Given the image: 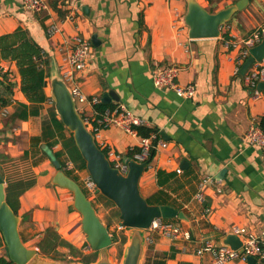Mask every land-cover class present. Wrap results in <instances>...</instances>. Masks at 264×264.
Instances as JSON below:
<instances>
[{"label":"crops","instance_id":"1","mask_svg":"<svg viewBox=\"0 0 264 264\" xmlns=\"http://www.w3.org/2000/svg\"><path fill=\"white\" fill-rule=\"evenodd\" d=\"M46 1V11L32 13L22 7V0H0V37L18 28L25 30L47 54L50 71L54 67L58 70L62 57L72 47L73 36L81 34L91 42V50L85 69L75 75L71 85H77L86 97L124 104L144 120V127L155 130L167 142L165 148L154 151L139 178V189L146 200H164L182 211L186 219L168 220L189 229L191 238L170 240L157 230H145L150 239L145 243V264L160 259L164 264H211L210 255H197L196 248L205 242L217 244L232 225L256 233L264 229V160L260 148L245 138L249 125L264 115V90L256 95L257 85L252 86L244 77L247 71L244 75L238 72L241 41L251 30L264 25V0H249L221 26L220 37L195 39L188 37L183 21L186 0ZM198 1L215 12L238 0ZM51 24L57 31L49 35ZM223 33L235 46L224 44ZM93 35L96 44L92 43ZM165 64L179 68V84L194 85L192 98L153 86L154 68ZM256 65L264 66V60ZM1 73L7 74L12 87L11 93L4 92V83L0 82V96L8 102L0 104V156L7 158L2 161L0 157V175L5 186L7 180L30 174L35 178L34 184L19 196L16 215L25 231L20 230L32 232L39 240L47 228H53L77 250L72 254L61 247V253L66 255L67 250L69 258L89 255L94 251L85 240L81 214L72 206V193L52 182L58 167L50 152L61 150L62 145L51 122L54 103L49 75L44 87L46 99L30 103L20 89L15 63L0 57ZM109 91L114 98L103 101V94ZM76 105L85 119L96 120L95 107L88 102ZM64 134L69 135L67 129ZM95 139L100 147L108 149V155L112 153L109 159L117 162L138 147L140 136L109 126L100 129ZM24 152L27 157L19 160ZM60 160L68 161L65 156ZM17 162L23 163L24 169H18ZM67 170L78 183L87 172ZM158 170L164 172L159 178L161 184ZM206 176L214 179L200 202L195 194L199 181ZM91 201L100 217L97 208H107L105 212L110 211L116 223L120 222L116 207L100 193L92 195ZM205 208L209 209L206 215ZM3 246L4 240L0 249ZM170 248L172 256L161 257ZM34 249L39 253L38 247ZM256 260V264H264V260ZM226 264L244 263L233 260Z\"/></svg>","mask_w":264,"mask_h":264},{"label":"water","instance_id":"2","mask_svg":"<svg viewBox=\"0 0 264 264\" xmlns=\"http://www.w3.org/2000/svg\"><path fill=\"white\" fill-rule=\"evenodd\" d=\"M249 0H238L215 12H209L198 0H186L187 10L183 21L188 28L189 38H218L221 26L233 14L246 6ZM96 36L92 43L96 44ZM264 60V38L249 48V55L240 65L238 72L244 75L254 62ZM50 94L55 112L63 126L72 134L74 144L85 162L86 170L102 196L112 201L119 211L118 219L128 228L126 244L121 264H141L145 251L146 234L152 222L157 219L178 217L186 219L182 211L167 204H151L142 196L139 178L148 167V160L139 162L132 157H124L127 170L123 173L111 164L108 156L98 146L95 135L88 128L83 114L78 110L75 98L59 71L54 67L49 71ZM257 90H264V81L257 83ZM114 98L112 91L103 94L102 100ZM53 184L68 189L73 195V208L81 214V228L91 250L97 252V260L90 263L69 264H112L107 247L112 243V236L97 214L90 198L81 186L62 169H57ZM20 218L6 202L5 182L0 175V232L9 258L15 264H60L54 259L38 254L37 250L26 246L19 233ZM242 242L240 236L229 232L216 245H225L238 249ZM248 264H256V258L247 257Z\"/></svg>","mask_w":264,"mask_h":264},{"label":"built area","instance_id":"3","mask_svg":"<svg viewBox=\"0 0 264 264\" xmlns=\"http://www.w3.org/2000/svg\"><path fill=\"white\" fill-rule=\"evenodd\" d=\"M22 7L32 13H40L46 11L49 6L46 0H22ZM56 31L57 27L54 24L49 25V35L54 34ZM262 38H264V25H260L251 30L248 36L241 41L240 62H243L249 55V48L257 44ZM72 43L70 50L62 57V62L60 65L58 64V71L67 86L70 88L76 104L88 102L95 107V105L100 102L99 98L96 96L86 97L81 93L77 85H71L75 75L84 70L87 65L91 50V42L81 34H75L72 38ZM224 44L229 47L231 45L235 46L229 38L224 39ZM250 67L244 77L248 83L256 87L259 81H264V66H257L256 62H254ZM178 71L179 68L174 64L156 66L151 75L153 86L165 91L171 90L177 96L182 98H192L195 94L194 85L179 84L176 81ZM255 94L259 95L257 87L255 89ZM1 108L2 105H0V109ZM94 111L97 114L95 121L85 119L86 125L94 135H96L100 129L109 126H115L128 132H136L135 128L143 126L144 124V120L133 114L124 104H115L113 107L105 108L102 111H97L96 109H94ZM245 138L249 144L260 148L264 160V132L260 129L257 122H252L249 125ZM166 146L167 142L164 141L158 133L151 132L147 137H140L139 145L137 147L138 150L134 152L132 158L139 162L146 161L149 158L151 150L155 151L158 148H165ZM109 155H112V153H109ZM113 162L115 163L114 166L118 167L123 173L126 172L127 165L123 162V159H118L117 162ZM65 164L67 168L73 167L70 161H67ZM177 171L180 172L179 169H177ZM213 179L214 178L211 176H206L199 181L195 198L200 202L204 201V190ZM84 185L91 194L97 192L96 186L89 174H87ZM208 212L209 209L205 208L204 214L206 215ZM115 225L114 230L116 232L127 229L121 224V222H118ZM149 229L157 230L170 240H177L179 238L189 240L191 238L189 229L183 228L180 223L168 219L154 220ZM229 232L240 236L242 244L238 249H231L225 245L217 246L212 242H205L203 245L196 248L195 253L197 255L208 253L211 257V264H226L233 260L248 264L247 257L249 256L255 258L258 257L261 260H264V229L256 233L250 231L245 226L232 225ZM149 240V237L146 235V242Z\"/></svg>","mask_w":264,"mask_h":264},{"label":"trees","instance_id":"4","mask_svg":"<svg viewBox=\"0 0 264 264\" xmlns=\"http://www.w3.org/2000/svg\"><path fill=\"white\" fill-rule=\"evenodd\" d=\"M209 3L212 0H207ZM213 12L214 9L211 8L209 10ZM224 39H227V35L225 33L222 34ZM0 57L5 60L13 61L16 65L18 73L20 75V89L27 98L30 103H38L42 100L46 99V95L44 93V87L47 84V77L49 75V67L50 60L48 59L47 54L44 52L43 48H41L37 43L31 40L26 31L18 28L17 30L4 34L0 37ZM0 82L4 83L3 90L4 92L11 93L12 84L7 81V74H0ZM0 83V84H1ZM6 98L0 96V104H7ZM22 107H25L26 104H21ZM113 107L110 103H104L100 101L95 105V109L97 111H102L105 108ZM21 117H25L22 115ZM57 114L55 112L54 104L51 114V122L55 128V131L58 134V137L61 140L62 149L55 152H50V158L54 162V164L59 168L65 171V173L69 176L71 175L70 171L67 170L65 161H61L60 157L65 156L66 161H70L73 165L72 169L75 168L79 171L86 170L85 162L82 159L79 151L77 150L72 134L68 131V136H65L64 130L66 129L60 119L56 118ZM84 117V116H83ZM257 124L260 129L264 132V115L260 116L257 120ZM136 133L140 137H147L151 132H156L155 130L146 128L144 126H139L135 128ZM157 133V132H156ZM98 144V143H97ZM99 146V145H98ZM49 147V146H48ZM100 147V146H99ZM102 151L108 156V149L100 147ZM138 149H131L127 155L129 157H133V154ZM154 155V150L150 151L148 163L152 160ZM1 160L5 161L7 158L4 155H1ZM27 157V153H23L19 160H23ZM111 164L114 166L115 163L111 161ZM162 170L157 171L158 183H162L159 181V178L163 175ZM172 176V174H167ZM75 180V179H74ZM35 182V178L32 174L26 177H19L12 180L6 181L5 193H6V202L17 214V208L19 205V196L28 188H30ZM81 186V185H80ZM84 193L89 196V193L81 186ZM107 199V198H106ZM108 200V199H107ZM112 205L113 202L108 200ZM148 203H156V204H166L167 202L164 200H158L156 198L155 201H148ZM93 204V203H92ZM94 206V205H93ZM115 206V205H114ZM117 209V208H116ZM119 211L117 209L116 216L118 217ZM108 228V225H107ZM112 242H116L118 240L117 233L113 231ZM121 242H126V236L123 235L121 237ZM3 243V237L0 232V245ZM36 246L39 249V253L50 259L59 260L57 256L60 255V251L58 250L61 247L67 248L69 253L75 254L77 251L72 245L63 240L57 232L53 228H47L41 235L40 239L36 243ZM173 249L170 248L169 252L162 253L161 257H171ZM62 255H65L62 254ZM97 258V252L94 251L89 255H82V261L84 263H90L95 261ZM0 264H15L8 256V254H0ZM155 264H164L163 260H156Z\"/></svg>","mask_w":264,"mask_h":264},{"label":"rangeland","instance_id":"5","mask_svg":"<svg viewBox=\"0 0 264 264\" xmlns=\"http://www.w3.org/2000/svg\"><path fill=\"white\" fill-rule=\"evenodd\" d=\"M17 168L19 169H24V164L23 163H19L17 162ZM87 174L88 172H84V175L82 176V179L80 180V185L82 187L85 188V185H84V181L87 177ZM86 189V188H85ZM87 190V189H86ZM88 191V190H87ZM89 192V191H88ZM90 196H88L90 198V200L92 199V195H96L98 194V192H96L95 194H91L89 192ZM104 197V196H103ZM104 207V206H103ZM99 210V213H101L102 217L101 220L102 222L106 225H108V231L109 233L111 234L113 231H115V224L117 222V219L115 216H111V213L110 211L109 212H105L107 208H102V207H98L97 208ZM97 212V211H96ZM113 213V212H112ZM98 214V212H97ZM117 214V212L115 211V215ZM100 215V214H98ZM113 215V214H112ZM22 228L19 226V230L21 228L22 231H25L24 229V223H22ZM128 229V228H127ZM20 230V233H21V237H23L25 239V244L30 247V248H37L36 247V242L38 241V238H36L34 235H32V232H26V233H22V231ZM117 233V236H118V240L116 242H112L111 245L109 247H107V252H108V255H109V260L112 264H121L122 262V258H123V253H124V250H125V247H126V244L128 243V235H129V231H120V232H116ZM112 235V234H111ZM125 235L126 236V242L123 243L121 242V237ZM62 250V249H61ZM66 252V255H62L63 253H60L59 256H57L59 258V260H56L58 263L60 264H69V263H83L82 262V256H76V257H70L67 255V250L65 251ZM7 253V249H6V246H3L1 249H0V254H6ZM39 255H41L40 253H38ZM147 251L145 252L144 251V255H143V258H142V263L141 264H145L147 262ZM42 256V255H41ZM98 258V257H97ZM96 258V260H97Z\"/></svg>","mask_w":264,"mask_h":264}]
</instances>
